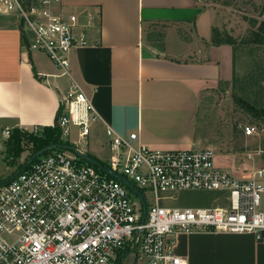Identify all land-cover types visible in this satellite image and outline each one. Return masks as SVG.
I'll list each match as a JSON object with an SVG mask.
<instances>
[{"label":"built area","instance_id":"obj_1","mask_svg":"<svg viewBox=\"0 0 264 264\" xmlns=\"http://www.w3.org/2000/svg\"><path fill=\"white\" fill-rule=\"evenodd\" d=\"M61 4L0 0V15L20 20L25 50L45 53L59 71L51 75L71 78L58 107L62 137L71 142L73 128L86 140L103 118L70 71L71 52L91 45L87 30L94 18L82 24ZM43 81L50 85L47 77ZM104 124L111 155L103 168L76 151L57 149L0 184V264H190L174 250L173 237L182 232L251 234L264 242V168L234 173L217 165L211 147L152 148L137 131L122 134ZM242 131L264 138V126L256 122ZM4 132L10 137L9 129ZM186 189L219 191L225 204L161 203Z\"/></svg>","mask_w":264,"mask_h":264},{"label":"crops","instance_id":"obj_2","mask_svg":"<svg viewBox=\"0 0 264 264\" xmlns=\"http://www.w3.org/2000/svg\"><path fill=\"white\" fill-rule=\"evenodd\" d=\"M61 7L82 24L94 18L87 30L91 45L70 54L73 78L104 120L93 124L86 146H78L83 153L107 163L110 146L97 140L106 133L104 122L122 134L137 131L152 148L211 147L200 133L203 106L234 70L233 47L212 44L214 22L206 33L199 29L211 10L198 0H62ZM157 33L158 41L151 37ZM25 35L16 16L0 15L1 153L5 130L55 124L60 93L71 83L68 76L51 75L59 71L45 53L25 50ZM199 191L210 196L207 202L173 207L225 204L221 192ZM173 238L175 252L190 264H264V242L251 234L182 232Z\"/></svg>","mask_w":264,"mask_h":264},{"label":"rangeland","instance_id":"obj_3","mask_svg":"<svg viewBox=\"0 0 264 264\" xmlns=\"http://www.w3.org/2000/svg\"><path fill=\"white\" fill-rule=\"evenodd\" d=\"M198 1L213 12L206 13L199 25L200 31L206 33L210 28V21H213L214 27L227 31L236 40L233 48V77L230 81L220 84L214 93L208 96L200 118V133L206 139L207 146L215 150L217 165L238 174L247 173L254 168H264V138H248L242 131V126L249 122L264 126L262 116L256 117L249 112L254 108L262 114L264 110V44L252 42V32L264 18V0ZM151 37L158 41L161 33ZM23 133L21 141L16 142V138H12V130L6 141V150L4 149L3 153L0 151V179L8 177L16 169L20 171L38 149L33 132ZM88 136L86 140H81L78 137V129L73 128L71 142L84 148ZM97 140L108 149L109 138L106 133H100ZM249 154L252 157H249ZM13 156L17 159H13ZM108 157L109 150L103 158ZM171 194L172 197H165L161 203L171 207L191 206L198 202H207L210 197L199 189H186ZM135 198H138L136 194Z\"/></svg>","mask_w":264,"mask_h":264},{"label":"trees","instance_id":"obj_4","mask_svg":"<svg viewBox=\"0 0 264 264\" xmlns=\"http://www.w3.org/2000/svg\"><path fill=\"white\" fill-rule=\"evenodd\" d=\"M263 9H264V5H263ZM211 41H212V44H214V45L229 44L233 48L235 47V42H236L235 38L232 35H230L227 31L225 32V30L221 31L218 27L213 28V35H212ZM252 42H254L256 44H264V18L258 24L257 29L252 32ZM248 103H250V102L248 101ZM249 112H251L256 117L262 116V118H264V110H263L262 114H259V111L255 110L254 108H251L249 110ZM59 114L60 113L57 112L56 122L54 125L44 126L41 129L38 128L37 130H33L32 135L35 137V143L38 144L37 145V148H38L37 151H39L45 147L51 148L46 153H48L54 149H65L67 146L75 148V146L70 141L64 140L62 138V132L63 131H62V128L58 124ZM13 132H14V134L12 135V138H16V142L21 141V139L23 138V135H24L23 132L29 134L28 131L20 129V128H14ZM89 156L91 157L92 155L90 154ZM13 157L16 158L15 156H13ZM92 158L94 160H96L98 163H102V164L106 165L105 162L98 160L97 158H95L93 156H92ZM82 160L85 161V159H82ZM90 163H93L94 165H96L98 167L97 163H95V162H90ZM30 164L31 163L27 162L26 164L23 165V167L20 170L27 168ZM10 177L11 176H9L5 179H1L0 184L7 182L10 179Z\"/></svg>","mask_w":264,"mask_h":264},{"label":"water","instance_id":"obj_5","mask_svg":"<svg viewBox=\"0 0 264 264\" xmlns=\"http://www.w3.org/2000/svg\"><path fill=\"white\" fill-rule=\"evenodd\" d=\"M66 148H67V149H71V150H73V151H76V152L79 153V155H80L81 157H83L86 161H88V162H95V163H97L101 168L104 167V165H103L102 163H98L96 160H94L92 157L88 156L87 154H85V153H83V152H79L77 149L72 148V147H70V146H67ZM49 149H51V148H50V147H45V148L39 150V151L36 152V153L34 154V156L28 161V163H32V161H33L34 159H36V158H38L39 156L45 154L47 151H49ZM105 169H106V171H110V170L107 169V168H105ZM110 173H111L112 175L116 176V177L119 178V179H123L119 174H117V173L114 172V171H110ZM130 186H131L133 189H135V190L137 191V188H136L133 184H130Z\"/></svg>","mask_w":264,"mask_h":264}]
</instances>
